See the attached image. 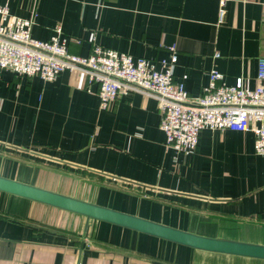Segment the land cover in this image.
I'll return each mask as SVG.
<instances>
[{"label": "crops", "instance_id": "obj_1", "mask_svg": "<svg viewBox=\"0 0 264 264\" xmlns=\"http://www.w3.org/2000/svg\"><path fill=\"white\" fill-rule=\"evenodd\" d=\"M34 18V36L61 25L73 54L96 44L134 57L178 52L175 78L193 95L217 68L259 83L264 0H0ZM264 83V82H263ZM80 72L54 81L0 70V174L200 234L264 243V155L254 134L205 129L195 152L165 146L157 100L121 94L105 109ZM28 172H19V164ZM43 164V165H41ZM235 264L264 259L197 250L0 191V264Z\"/></svg>", "mask_w": 264, "mask_h": 264}, {"label": "built area", "instance_id": "obj_2", "mask_svg": "<svg viewBox=\"0 0 264 264\" xmlns=\"http://www.w3.org/2000/svg\"><path fill=\"white\" fill-rule=\"evenodd\" d=\"M229 1L220 0V19ZM33 26L32 18L17 16L0 4V70L43 81H54L66 70L80 72L88 91L93 85L98 87L104 109L131 91L152 96L158 102L165 146L179 154L195 152L205 129H231L252 132L255 152L264 155V57L259 59L257 86H246L242 78L227 83L224 75L212 68L207 87L193 95L175 78L178 52L174 46L160 61L100 44L81 56L69 52L61 25L55 26L47 39L34 36Z\"/></svg>", "mask_w": 264, "mask_h": 264}, {"label": "water", "instance_id": "obj_3", "mask_svg": "<svg viewBox=\"0 0 264 264\" xmlns=\"http://www.w3.org/2000/svg\"><path fill=\"white\" fill-rule=\"evenodd\" d=\"M0 191L78 213L87 218L123 226L197 250L264 259V243L196 233L1 174Z\"/></svg>", "mask_w": 264, "mask_h": 264}, {"label": "rangeland", "instance_id": "obj_4", "mask_svg": "<svg viewBox=\"0 0 264 264\" xmlns=\"http://www.w3.org/2000/svg\"><path fill=\"white\" fill-rule=\"evenodd\" d=\"M29 18H34L33 16H31V17H29ZM33 21H35L34 19H33ZM35 24V23H34ZM55 28V27H54ZM41 165H43V164H41ZM0 166H4V167H8L5 163H4V161H0ZM9 168V167H8ZM18 168H19V172L21 173V172H28L29 170H26V167H25V165H23L22 163H20L19 164V166H18ZM233 258H231L230 259V257H224V258H222L221 259V261H214V260H208V261H206L205 263L206 264H235L233 261Z\"/></svg>", "mask_w": 264, "mask_h": 264}]
</instances>
